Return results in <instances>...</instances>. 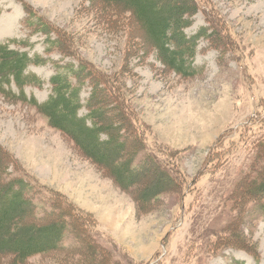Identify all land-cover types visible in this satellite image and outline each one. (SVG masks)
Instances as JSON below:
<instances>
[{"label": "rangeland", "instance_id": "obj_1", "mask_svg": "<svg viewBox=\"0 0 264 264\" xmlns=\"http://www.w3.org/2000/svg\"><path fill=\"white\" fill-rule=\"evenodd\" d=\"M198 3L185 30L202 32L197 73L182 76L145 43L128 11L100 0H0V42L19 40L11 47L42 59L26 70L41 80L25 86L28 98L46 101L59 68L84 67L80 114L103 88L98 108L110 121L125 109L126 151L139 149L138 171L127 176L137 186L126 189L36 107L0 94V147L87 220L85 244L67 232L58 251L27 264H87L89 246L110 264H264V193L249 184L263 165L264 0ZM145 155L177 180L156 183L159 168ZM143 183L163 192L139 201Z\"/></svg>", "mask_w": 264, "mask_h": 264}, {"label": "trees", "instance_id": "obj_2", "mask_svg": "<svg viewBox=\"0 0 264 264\" xmlns=\"http://www.w3.org/2000/svg\"><path fill=\"white\" fill-rule=\"evenodd\" d=\"M100 1L112 11L130 12L144 31L145 43L157 52L167 68L182 76L197 73L193 59L202 32L190 36L185 30L191 26L192 17L199 10L198 0ZM18 42L16 39L0 42V94L36 107L51 127L69 137L92 162L112 167L115 181L126 189L137 186V183L127 184V176L138 171L136 157L139 149L132 147L127 149L129 153L126 151L124 140L130 134L126 130L130 121L126 110L117 108L115 111L119 114L110 121L106 111L98 108L104 102L98 94L105 90L96 86L88 102L90 113L81 115V92L90 77L83 73L85 70L81 66L59 68L50 79L52 89L46 101L28 98L25 86L40 84L41 80L26 70L30 64H39L42 59L38 54L31 56L27 51L11 47ZM13 86L18 89V94ZM261 153L258 157L262 158L263 165L257 171L258 177L249 183L256 194L264 193V145ZM143 158L159 168L157 175L151 174L156 183L164 182V177L173 182L177 180L163 171L151 156ZM16 163L0 147V264H27L35 256L54 253L61 248L67 232L85 244L84 223L87 220L84 214L59 193L45 190L27 173L19 171ZM161 192L158 184L152 187L150 183H143L137 196L139 201L147 202L157 199ZM103 252L101 248L89 246L86 263L92 264L91 261L97 259L96 264H110L107 260L109 254ZM5 257H9L8 262Z\"/></svg>", "mask_w": 264, "mask_h": 264}, {"label": "bare ground", "instance_id": "obj_3", "mask_svg": "<svg viewBox=\"0 0 264 264\" xmlns=\"http://www.w3.org/2000/svg\"><path fill=\"white\" fill-rule=\"evenodd\" d=\"M8 25V24H7ZM11 25V24H10ZM9 27V26H8Z\"/></svg>", "mask_w": 264, "mask_h": 264}]
</instances>
